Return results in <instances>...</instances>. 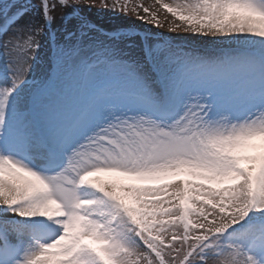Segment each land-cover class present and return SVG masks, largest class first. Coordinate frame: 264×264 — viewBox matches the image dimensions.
<instances>
[{
  "label": "snow or ice",
  "instance_id": "1",
  "mask_svg": "<svg viewBox=\"0 0 264 264\" xmlns=\"http://www.w3.org/2000/svg\"><path fill=\"white\" fill-rule=\"evenodd\" d=\"M0 49V264H264V0H0Z\"/></svg>",
  "mask_w": 264,
  "mask_h": 264
},
{
  "label": "rangeland",
  "instance_id": "2",
  "mask_svg": "<svg viewBox=\"0 0 264 264\" xmlns=\"http://www.w3.org/2000/svg\"><path fill=\"white\" fill-rule=\"evenodd\" d=\"M34 2H38V0H34ZM137 0H132V3H136ZM145 5H152L154 0H142ZM63 9H57L54 15H59ZM83 12L89 16V19L93 23H98L104 25L106 28L113 27V26H123L124 28H136L140 31H144L146 28L151 30V34H162L164 36H175L176 34L169 33L167 28H154L151 25H147L142 23L136 16L129 13L128 15H124L122 13H113L110 11L105 10H97L93 8L91 12H88L87 9H83ZM183 37V34H181ZM188 40L193 39L192 37H187ZM198 47L205 48L206 50H213L214 45L207 44V45H198ZM5 61H3L2 57L0 56V69L3 68Z\"/></svg>",
  "mask_w": 264,
  "mask_h": 264
},
{
  "label": "bare ground",
  "instance_id": "3",
  "mask_svg": "<svg viewBox=\"0 0 264 264\" xmlns=\"http://www.w3.org/2000/svg\"><path fill=\"white\" fill-rule=\"evenodd\" d=\"M166 2H168V0H166ZM0 52H3V49H0ZM1 57H2L3 61H5L4 57L3 56H1Z\"/></svg>",
  "mask_w": 264,
  "mask_h": 264
}]
</instances>
